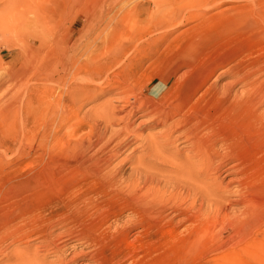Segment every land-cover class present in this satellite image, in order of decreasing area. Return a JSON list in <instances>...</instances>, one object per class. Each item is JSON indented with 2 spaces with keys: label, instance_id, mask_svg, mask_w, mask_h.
<instances>
[{
  "label": "bare ground",
  "instance_id": "obj_1",
  "mask_svg": "<svg viewBox=\"0 0 264 264\" xmlns=\"http://www.w3.org/2000/svg\"><path fill=\"white\" fill-rule=\"evenodd\" d=\"M1 1H3L5 12L0 20H2L3 26L9 29L10 33L15 34L19 40L29 42L28 39L21 38L23 34H21V29L23 28L24 31L25 22L30 15H32L34 23L40 25V28L42 27L41 33L36 31L34 34H26L33 38L32 44L38 45L36 48L34 47L37 54H25L26 59L21 66L27 69L29 67L38 68L37 66L40 65L42 72L47 73L48 81H46L50 83L46 88L49 91L48 111L53 123H57L68 114L65 111V107L68 105L67 101L71 104L78 102L80 90L86 84H84L85 82L78 83L77 75L81 76L83 73L88 75L86 83L89 88L91 87V90L88 91H102L100 85L109 81L111 90L120 91L121 89L119 94L129 93L136 88L142 90L141 84L145 81L151 82L152 78L147 73H140L144 58L148 55L147 52H149V56H156L157 53H160L156 59L154 58L153 63L156 64V60L162 54L178 49V43L182 40L179 38H182V34L175 38L176 44L170 42L167 45H163L167 35L163 37L161 34L168 32L171 28H176L180 23H184V20L197 19L201 14L194 13L188 8L194 0H144L141 3H136L132 9H128L127 1L124 2V0H104L101 5L105 6L108 3L109 9L121 1L128 6L127 11L124 10L126 7L123 9L125 11L123 14L119 11L121 16L118 18L114 12L104 15L100 9L91 17L92 11L89 9L91 0L87 1L90 5L86 9L84 4H81L83 3L81 0ZM99 2H96V5ZM79 4L84 7V10L81 11L83 15L81 19L77 13L78 9L76 10ZM120 5L122 4L120 3ZM108 11L110 12V10ZM202 14L203 16L208 15ZM145 15L148 17L145 21L146 26L138 22L140 17ZM69 18H72L71 26L66 24ZM2 23L0 21L1 26ZM79 32H82L81 35L75 38ZM194 44L197 46V43ZM189 50H191L189 46L187 50L183 49V54L185 52L186 54H182V57L177 59L178 64L172 70V75L170 74L167 78L168 81L175 79L173 77L180 70L179 67L190 68L193 66ZM130 53H133L134 56L129 60L131 72H128V84L123 85L119 78H117L118 81L112 82L108 67L113 66L116 61L118 62L123 54H125V60L128 59ZM141 53L147 54L141 56L140 60L133 59ZM166 57L168 58L167 55ZM162 60L165 62L163 58ZM222 64L223 61L218 60L216 66L209 65L186 71L178 79L181 83L186 82L185 85L183 84L184 86L179 85L180 88L177 86L174 89L169 86L163 92L166 95L174 92L176 97L172 99L167 96L168 100L164 99V101L154 104L146 102V107L143 105L136 108L129 96L121 98L123 105L117 111L111 108L112 103L111 106L108 103L105 108L98 109L97 117L94 116L95 119L87 122L86 126L89 128V132L86 137H76L80 129L73 131L74 142L71 147L74 148L75 154L69 161L61 153L62 138L55 136L56 133H51L47 154L50 158L52 157L53 173L58 177L55 186L58 191L56 196L60 200L56 199L57 203L53 204L54 209L51 213L44 214L43 209L41 210L43 214L41 221L36 222L37 224L34 223V220L29 224L30 220L26 217L25 219L28 220L26 226H11L12 235L9 232L10 235L22 240L38 233L44 247L58 255L57 264H76L75 262L79 258L94 262V264H127L130 261L129 264H148V261L153 259V252L147 250L146 247L153 241L156 243V239L161 240L158 236L159 232L164 238L161 247L168 248L170 242L184 243L192 250V253H195L196 251L200 252L202 248L213 242L212 238H222L225 232L230 231L232 235L227 238L236 244L240 242L244 245L241 249L249 262L259 260L261 255H259L257 247L261 244L264 249V231L260 233V238L255 234L256 238L252 236V233L257 230L255 226L256 209L251 193L257 190L258 182L264 178L263 170L259 169V165H264V111L260 112V108L264 104V90L251 84L247 90L245 89V93L239 96L235 95L234 99H230L233 86L239 82V80H234L224 87L209 86L206 90L204 89V92H201L202 94L200 93V96L196 97L201 88L212 78L218 65L220 67ZM70 77L73 78L71 79L73 81L68 83L67 87L71 86L72 89L67 90L66 93L58 92L56 86H63V89H67L66 80ZM143 79L144 82L141 83ZM136 82L138 84L135 88ZM149 96L153 99L157 97L151 93ZM162 97L165 98V95ZM114 114H121L117 118L120 121V129L113 131L108 136V127L113 124L114 120L117 121L116 117H113ZM138 118L143 119L135 126L134 122ZM102 124L104 126L100 128ZM147 128H158L159 131L154 135L144 136L143 129ZM204 130H208V132L204 133ZM178 142H184L187 146L176 150L177 147L174 148V145H180ZM133 143H139L138 147L142 149V154L119 160L118 164L114 163L123 153V149ZM136 145L135 147H137ZM184 148L188 150H183ZM220 150H225L224 153L222 152V156L219 154ZM64 151L66 152V150ZM127 162L132 164L127 168L129 172L125 175L124 168ZM251 163L256 166V169H251ZM159 164L165 166L160 167ZM222 172L241 175L231 181L237 183L235 186L237 188L232 189L233 191L230 190L236 197L232 199L231 195L229 196L230 204L226 202L228 189L231 188L230 184L224 186L226 196L221 195L224 188L221 184L219 186L223 188L218 187L222 190L221 192L212 188V186L214 187L212 180H215L216 175L218 176ZM64 177L72 178L73 182L69 185H66L68 182L64 184ZM89 179L96 181L95 186L98 190L95 188L97 192L82 193L83 187L78 188V186L83 180ZM91 195L106 196L109 203H114V197L129 198L133 202L131 210L136 213V218L127 220V223L122 224L120 229L111 231L106 223L107 219L105 221L103 219L105 216L103 210L107 207L103 210L100 209L95 215L87 213V209L89 210L87 205L91 208L92 205L94 206ZM49 202L47 205L51 204ZM130 202L128 201L126 204ZM109 203L108 205H110ZM235 205L241 209L234 210ZM120 207L117 206V209ZM230 207L234 210L233 214L229 213ZM37 209L39 208L37 207ZM181 215L183 217L178 219L177 217ZM15 221L17 220H7L4 224L8 225ZM185 223H188V226L180 231V227ZM70 224H73V227L70 230L66 229L68 228L66 226ZM138 224L141 226V231L139 235L137 234L134 239L130 240L128 235L131 226ZM27 226L28 228L25 229ZM246 226L250 227L247 232L245 231ZM63 227H66L68 233L54 234L55 229ZM117 228L119 227L117 226ZM65 236H70L73 241L84 245L86 250L74 251L68 257V254L65 255L64 252L65 239L63 240V238ZM113 241H119V251L115 250L108 255L107 245ZM113 244L115 246V243ZM114 246L112 245V247ZM158 247L160 248V246ZM151 250L153 251V249ZM156 252L160 253L157 246ZM17 253L18 262L21 261V264H41L37 256V249L30 255L26 252ZM2 255V260H10L5 253ZM201 255H205V252ZM228 256H221L222 261L230 260L226 258Z\"/></svg>",
  "mask_w": 264,
  "mask_h": 264
},
{
  "label": "rangeland",
  "instance_id": "obj_2",
  "mask_svg": "<svg viewBox=\"0 0 264 264\" xmlns=\"http://www.w3.org/2000/svg\"><path fill=\"white\" fill-rule=\"evenodd\" d=\"M87 1L90 0H85V2L84 0H81V2L83 3L80 2L82 5L84 4L83 6L85 7V9L88 8L90 5V3H88ZM99 1L100 0H91V6L89 7V9H91L92 11L90 13L91 17L98 13L100 9L102 10V13L104 15H110L111 12H114L118 18L121 16V13L123 14L125 12L124 10L127 11L128 9H132L136 3H141L144 0H124V2L127 1L126 5L128 4L130 8L126 6L124 2L123 4L121 1L120 3L122 5H120V3L116 5L120 8H117L116 6L112 5V8L110 9L108 8V3H106L105 6L101 5L102 3H104V0H101L100 2ZM96 2H99V4L96 5ZM85 3L88 5L86 6ZM81 4H79V6L76 8V10L78 9V12H76L78 13L80 19L83 17L81 11L84 10V7ZM189 6L190 7L188 8L192 10V12L201 13L197 17L198 20H184L185 22L180 23L176 28H171V30L168 31L170 32L169 34L167 31L161 34L163 37H165L166 35L169 36H166L164 40L165 43L163 42V45H167L170 42H173L172 44H176L175 38L178 35L182 34V38H179L180 40H182L179 42L180 45L178 43L179 48H176L177 50L175 49L170 53L166 52L167 54H162L156 60L157 65L155 64V62L153 63V61L156 59V56L160 53H157L156 56H149V52L144 49L148 53V55H146L147 53H141L140 55L138 54L137 58H133L134 60H140L141 56L146 55V59L144 58V63L142 69L140 70V73H147L148 75L152 76L151 82L149 83L147 81L143 83L144 79L142 80V90L136 88L138 84V82H136V89L134 91H131L132 93L129 92L125 94L124 92L123 94H119L121 89L120 91H116L114 89L111 90V83L109 81L100 85V89H102V91H88L89 89L91 90V87L89 88L86 83L88 75L86 73H83L81 74L82 78L80 75H77L76 79L78 80V83L83 84L85 82L84 84L86 85H84L80 90V96L77 98V103L71 104L69 101H67L68 105L65 107V111H67L68 114L62 119H60L57 123H53L49 117V101L47 99V97L49 96V91H47L46 88L50 83L47 82V73L42 72L40 65L37 66L38 68L29 67L27 69H24L21 66L23 65L22 62L26 59V57L24 56L25 54H37L35 48L38 45L32 44L33 38L27 35L32 33L34 34L36 31L38 33H41L42 27L40 28V25L34 23L32 15H30V17H27V21L25 22L26 27L24 28L25 33L23 31V28L21 29V34L23 33L21 38L28 39L29 42L27 43V40L25 42L21 39L19 40V38H17L15 34L10 33L9 29L5 28L3 26L2 20H0L2 23V26L0 24V236H2L0 237V264H21V261L18 262L19 256L16 255V253L20 251V253L26 252V254L30 255L33 254L35 249H37L38 251L37 256L39 257L41 264H57L58 255L44 247L42 242H40L41 238H39L40 235H38V233H36L32 237L23 238L21 240L20 238L12 237V232L10 230L11 226H26L28 220H30L29 224L33 223V220L34 223L37 224L41 221L43 212L44 214L47 212L51 213L54 209L53 204H56V201L60 200L59 197L56 196L58 191L57 186H55L58 182V177L53 173L52 157L50 158V156H48L47 154V147L50 145L51 133H56L55 136H57L58 138H62L63 147L61 153L65 155L64 157H67L66 160L69 161L70 159H73L75 154L74 148L71 147L74 142V137L72 136L73 131H78L80 129V132L77 134L76 137H86L89 132V128L86 126L87 122L95 119V117H97L98 115L97 111L101 110L103 107L105 108L108 103L109 105L112 103L113 105H110L111 108L117 111V109L119 110L121 108L120 106L123 105V99H121L123 97L127 98L130 96L129 99L130 101L134 102L136 108H140L143 105H147L146 102H150L153 104L157 102H162L164 101V99H166L167 96V98L172 99L176 97V94H174V92L168 93L167 95L163 92H165V90H167L169 86H171V88L173 87L172 89H174L177 86L179 87V85H185L186 82L181 83L180 80H178L179 76L191 69H200L209 65H215L218 60H222L223 64L220 67L218 65L219 69L217 68L212 78L201 88L196 97L200 96V93L204 92L209 86L217 85L219 87H224L225 85L229 84L234 80H239V82L233 86L230 99H234L233 97H235V95L239 96L245 93V91L248 89V87L251 86V84L252 86H258L257 88H261L262 90H264V0H198V2L197 0H194L193 4H189ZM208 7L210 11L207 9ZM114 9L118 10L115 11ZM108 10H110V12ZM4 12L5 9L3 6V1L0 0V18L2 17ZM202 13L208 15L203 16ZM146 18H148L146 15L141 16L138 22L146 26ZM66 24H68L67 26H71L72 18L67 19ZM30 26V30L33 31L29 30ZM81 33L82 32L77 33L75 35V38L81 35ZM194 43H197V46ZM188 46L191 49L188 52H190L189 56H191V58L193 59V66H191L190 68H187L185 66L179 67L180 70L178 69L179 71H177V74H175V76L173 77V79H175L168 81L167 78H169L170 74L172 75V70L178 64L176 62L177 59H180V56L183 54V49L187 50ZM130 54V56L127 55L129 57L126 60L125 54H123V57L120 58L118 62L116 61L117 63L115 62L113 66L108 67L109 77L112 82H116L120 79L119 81L123 85L128 84V77L129 73L131 72V64H129V60L134 56L133 53ZM184 54H186V52ZM166 55L168 56V58L166 57ZM162 58L165 62H163ZM20 71L22 72L20 73ZM118 74L121 75L119 76ZM71 79L73 78L70 77L66 80V87L68 83L73 81H71ZM247 79L251 82H249ZM146 84L147 86H145ZM53 86L55 87L56 85ZM56 88L58 92L64 93H66L67 90L72 89L71 86H68L67 89H63V86H56ZM148 92L157 97L155 99L151 98ZM162 95H165V98H163ZM157 98H160V100H157ZM263 111L264 104L260 108V112ZM120 115L121 114H114L113 117H116L117 119L120 117ZM142 119L143 118H138L136 122H134V125L137 126L138 122ZM115 121L116 120H114L113 124L108 127V136L113 131L120 129V121L118 119L116 122ZM103 126L104 124H102L100 128H102ZM158 131V128L143 129V135H154ZM206 132H208V130H204V133ZM179 143L180 145H174V148L177 147L176 150H180L183 148V146H187V144H185L184 142H178V144ZM138 144L139 143H133L131 146L123 149V153L116 159L114 163L118 164L119 160L121 161L122 159L127 157L129 159V157H132L133 155L140 156L142 154V149L138 147ZM59 145L60 147L62 146L61 143ZM135 145L137 147H135ZM56 150L59 149L56 148ZM64 150H66V152ZM183 150L188 149L184 148ZM223 151L225 152V150L219 151L220 156H222V154L224 153ZM156 163L158 164L159 162ZM130 164L132 163L127 162L125 164V175L129 172L127 168ZM159 166L162 167L165 165L159 164ZM251 169H256V166L252 163ZM259 169L263 170L264 173L263 164L259 165ZM250 172L252 171L250 170ZM240 176V174L236 173L229 174V172H222V174H219L218 176L216 175L215 180H212L214 181V187L212 186V188H215L216 190L218 189L221 192L222 190L220 188H223L224 186L230 184L231 188L229 187L228 189L229 192L227 193L226 201L228 204H230L229 196L231 195L230 197L232 199L236 198L234 194L231 193L233 191L232 189L235 190L237 188L235 187L237 183L235 181L232 183L231 181L236 180ZM65 178L68 177H64V184L68 182L66 183V185H69L73 182L72 178H68V181ZM95 183L96 181H94L93 179L83 180L78 186V188L83 187L82 189L84 190L81 189L82 193H91L92 191L94 192L97 189ZM220 184L223 187L219 186ZM257 186V190L251 193V197L253 198L254 206L256 209L255 226L257 230L255 233H252V236H254L255 234L257 237L260 238V233L264 231V178H262L258 182ZM224 189L225 187L223 188V192L221 195L226 196V193H224ZM100 196L98 197V195H91L94 202H92V204H94V206L91 204V208L89 205H87V207H89V210L87 209V213H89L90 215H95V213L99 212L100 209L103 210L107 207L105 210H103V214H105V216H103V219L104 221L105 219H107L106 223L111 228V231H116L117 229H120L121 226L127 223V220H134V218H136V213L131 210V205L133 202L129 198L114 197V203H109L107 201L108 197L102 195ZM51 198L52 200H50ZM94 198L96 201L94 200ZM48 201H50L49 204L51 203L52 205H47ZM51 201L54 202L52 203ZM128 201L131 202L126 204ZM98 203H100V205H98ZM108 203L110 205H108ZM117 206L121 207L117 209ZM37 207L39 209H37ZM43 207L46 209H44ZM233 208L234 210H239L240 207L238 205H235ZM123 209L125 212L123 211ZM29 210L32 214L29 212ZM41 210L43 212H41ZM234 210L231 209L229 213L233 214ZM17 216L20 218H18ZM26 217H28V220L25 219ZM181 217L183 216L181 215L177 218L179 219ZM7 220L17 221L5 225L4 222ZM72 225L73 224L66 226L68 228L63 227L58 228V230L55 229L54 234H58L60 232L68 233L66 229L70 230V228L73 227ZM117 226L119 228H117ZM187 226L188 223H185L180 227L179 230L182 231ZM27 228L28 226L25 227V229ZM247 229H250V227H245L246 232ZM140 231L141 226L139 224L132 225L130 233L128 235L129 239H134L137 234L139 235ZM9 232L11 233V235ZM134 232L136 233L133 235ZM130 235L132 236L130 237ZM231 235L232 233H230V231L225 232L222 238H212L213 242H210L208 246L202 248L200 252L196 251L195 253H192V250H190L186 245H184V243L170 242L171 244H169L168 248L166 247L165 249V246L161 247L164 238L159 232L158 236L159 238H161V240L156 239V243L155 241H153L146 247L147 250L153 252V259L149 260L148 264H264V249L261 244L257 247L261 258L256 261L249 262V259L246 258V255L243 254L241 249L244 247V245H242L240 242H237L236 244L235 242L227 238ZM69 237L70 236H65L63 238V240L65 239V242L63 243V245L65 246V255L68 254L67 256L70 257L71 253L73 254L74 251L79 252L81 251V249L86 250L84 248V245L73 241V239ZM118 242L119 241H113L108 244L109 246L107 245V247L109 248L107 252L108 255L115 250L119 251ZM113 243H115V246ZM112 245L116 248L112 247ZM156 246L157 250H160V253L156 252ZM158 246H160V248ZM216 248L217 251H215ZM151 249H153V251ZM203 252H205V255H203L205 256V258H203V256L201 255ZM3 253H5L6 257H9L10 260H2ZM221 256H228L226 258L230 260L224 262L222 261ZM81 259L79 258V260L75 263L81 264L82 262V264H94V262L88 260L84 261V259Z\"/></svg>",
  "mask_w": 264,
  "mask_h": 264
}]
</instances>
